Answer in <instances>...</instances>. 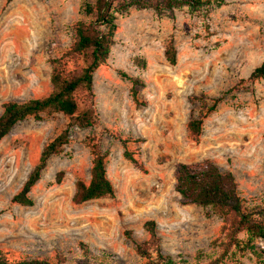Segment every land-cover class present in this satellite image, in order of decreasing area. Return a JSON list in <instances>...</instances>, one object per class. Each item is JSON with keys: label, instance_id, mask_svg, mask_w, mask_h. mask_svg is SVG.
Masks as SVG:
<instances>
[{"label": "rangeland", "instance_id": "374dc122", "mask_svg": "<svg viewBox=\"0 0 264 264\" xmlns=\"http://www.w3.org/2000/svg\"><path fill=\"white\" fill-rule=\"evenodd\" d=\"M93 1L0 0V114L6 102L51 92L50 62L71 47L73 25L89 19L83 6ZM117 24L110 58L95 73L100 123L70 128L68 144L49 159L30 192L32 206L12 198L69 120L60 113L28 118L0 141V250L10 259L60 256L61 264H77L84 243L93 255L110 254L111 264H143L135 243L147 238L144 224L154 220L162 249L178 261H193L197 252L211 250L223 220L177 193L181 162L211 160L235 175L248 202L264 196V78L247 80L264 59V0H226L198 12L182 7L174 19L133 7L118 15ZM172 37L175 65L164 54ZM136 57L146 65L139 66ZM119 71L143 81L142 104L134 102L132 83ZM199 118L202 134L195 140L188 123ZM111 133L142 139L130 149L145 170L124 157ZM92 135L108 154L115 195L76 204L77 180L90 179L86 139ZM258 248L264 256V242ZM221 264H262V259L248 252Z\"/></svg>", "mask_w": 264, "mask_h": 264}, {"label": "trees", "instance_id": "16d2710c", "mask_svg": "<svg viewBox=\"0 0 264 264\" xmlns=\"http://www.w3.org/2000/svg\"><path fill=\"white\" fill-rule=\"evenodd\" d=\"M12 1V0H8ZM226 0H94L85 3L83 10L88 20H78L73 25L74 40L69 49L59 57L51 60V92L40 98L27 101H9L3 105L0 114V141L4 139L19 122L33 118L44 120L55 114H63L68 118L67 127L54 139L48 142L40 156L37 165L32 170L21 190L16 193L12 202L21 206H32L34 200L30 192L41 179L49 159L62 152L69 142V131L73 126L91 128L99 125L100 116L96 106L94 79L96 71L105 65L116 44L118 30L117 19L119 14L128 13L133 7L138 9H152L160 15L175 18V11L188 7L192 12L208 9L212 6H221ZM167 61L177 63V49L174 38H170L165 48ZM135 62L144 67L146 61L136 57ZM119 74L131 83V96L134 102L142 104L139 97V88L144 86L141 79L129 76L123 71ZM264 78V59L250 74L248 81ZM246 80V81H247ZM244 81V80H243ZM216 99L208 109L213 112L219 104ZM203 118L191 120L188 129L193 139L198 140L202 134ZM124 147V157L136 167L145 170L143 162L130 149L131 143L142 142L131 136H122L111 133ZM86 145L89 148L92 160L90 179L79 178L73 202L82 204L91 200L114 197L115 187L107 173V156L103 151L101 140L96 135L87 137ZM64 172L56 176L61 182ZM177 193L188 204L208 207L223 220L218 236L210 243L211 250L199 251L193 261L177 260L173 255L166 253L161 246V239L157 231V223L148 220L144 224L148 236L144 241L136 242L137 254L144 261L143 264H221L229 256H245L253 252L262 259L258 244L264 242V196L260 201L248 202L242 196L235 175L231 171H222L211 160L197 163H178L175 170ZM241 234H245L241 237ZM129 235V233H128ZM80 258L77 264H111L112 256L108 253L93 255L88 246L80 243ZM263 253L262 251H260ZM60 256L56 260L48 256H23L19 259H10L0 250V264H61Z\"/></svg>", "mask_w": 264, "mask_h": 264}]
</instances>
